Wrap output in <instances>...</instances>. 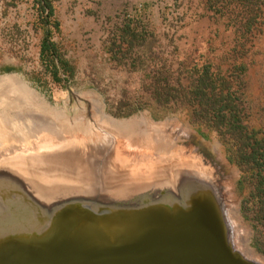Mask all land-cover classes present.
I'll return each instance as SVG.
<instances>
[{"label": "rangeland", "instance_id": "obj_1", "mask_svg": "<svg viewBox=\"0 0 264 264\" xmlns=\"http://www.w3.org/2000/svg\"><path fill=\"white\" fill-rule=\"evenodd\" d=\"M2 1L0 153L12 147L72 141L90 146L101 144L105 149H111V155L103 162L104 171L122 168L139 172L141 166L153 171L154 167L168 159L178 157V152L183 154L182 158L186 162L203 161L228 185L229 191L225 195L231 206H236L234 212L245 229L241 237L235 232L237 245L245 244L255 255L264 258V253L258 249L264 250V233L255 228L253 221L246 218L241 210V202L248 193L247 184L240 183L243 172L228 159L226 144L219 134L194 122L188 107L169 109L157 117L153 106H145L131 113L129 111L138 104L117 106L119 100H134L141 94L144 72L142 69L130 72L126 66L115 65L109 59L104 45L110 30L116 25L115 20L112 22L109 18H103L98 28V3L57 0L65 55L75 63V74L67 81L55 83L44 72L39 60V33L27 24L31 19L28 4L21 3L4 14ZM243 1L244 6L236 10L227 9V16L213 23L217 27L229 28L227 37L231 41L230 48L207 51L205 56L224 71L237 61L246 65L245 91L251 106L245 122L251 127L264 128V0ZM191 7L193 3L189 4ZM179 20L184 19H165L164 28L158 32L155 23H151L155 43L150 51L144 46L139 52L144 57H148L150 52L159 54L169 69L188 67L197 56L198 26L191 25V35L179 32L182 27ZM149 62L160 66L159 61ZM7 67L12 69L6 70ZM36 74L41 81L36 79ZM20 87L42 97V103L53 112L23 97ZM90 104L100 106L107 115L120 120L144 115L154 122L172 121L178 128L173 132H163L161 139L156 137L160 139L159 144H154L155 136L149 133L151 140L147 141V146L143 139H138L136 145L133 139L130 142L101 125Z\"/></svg>", "mask_w": 264, "mask_h": 264}, {"label": "water", "instance_id": "obj_2", "mask_svg": "<svg viewBox=\"0 0 264 264\" xmlns=\"http://www.w3.org/2000/svg\"><path fill=\"white\" fill-rule=\"evenodd\" d=\"M65 142L0 153V264H257L238 248L226 190L203 163L104 171L111 149ZM15 154L71 159L86 180L69 167L35 175Z\"/></svg>", "mask_w": 264, "mask_h": 264}, {"label": "trees", "instance_id": "obj_3", "mask_svg": "<svg viewBox=\"0 0 264 264\" xmlns=\"http://www.w3.org/2000/svg\"><path fill=\"white\" fill-rule=\"evenodd\" d=\"M24 2L28 4L31 17L27 24L39 33L38 56L44 72L55 83L73 78L75 63L65 55L57 0H3V13ZM142 14L141 11L125 13L110 30L104 45L115 65L126 66L130 72L140 69L144 72L141 94L134 100H119L117 106L138 104L130 113L153 106L157 117L169 109L190 108L191 119L215 130L226 144L228 159L242 170L240 183L245 182L248 187L241 202L242 213L264 233V128L251 127L245 122L251 106L245 91L246 65L237 61L224 71L205 56L207 51L227 48L224 30L206 37L188 67L169 69L165 59L154 52L144 57L139 50L147 46L150 51L156 39L144 23ZM149 60L153 63L159 61L160 66L152 65ZM38 74L36 79L41 81ZM258 249L264 253L263 249Z\"/></svg>", "mask_w": 264, "mask_h": 264}, {"label": "crops", "instance_id": "obj_4", "mask_svg": "<svg viewBox=\"0 0 264 264\" xmlns=\"http://www.w3.org/2000/svg\"><path fill=\"white\" fill-rule=\"evenodd\" d=\"M88 3H98V28L100 19L109 18L115 20V25L120 21L125 13L133 14L135 11L143 12L142 18L147 28H151V23H155L157 32L164 28L165 19H184L181 22L179 32L191 35V25L198 26V37L196 49L201 48L206 37L217 31L224 30L228 40L227 50L231 46L229 28L226 26L217 27L213 25L218 19H224L227 15L225 11L238 9L243 5V0H79ZM246 1V0H245ZM193 7L189 8V4ZM180 4V5H179ZM179 5V6H178ZM244 6V5H243ZM135 9V10H134ZM82 12H87L83 10ZM117 19V20H116ZM208 23H212L209 25ZM215 26V27H214ZM234 32V31H233ZM218 50V49H217Z\"/></svg>", "mask_w": 264, "mask_h": 264}, {"label": "bare ground", "instance_id": "obj_5", "mask_svg": "<svg viewBox=\"0 0 264 264\" xmlns=\"http://www.w3.org/2000/svg\"><path fill=\"white\" fill-rule=\"evenodd\" d=\"M23 97L25 98H29L32 101H34V103H36L39 107H41L44 110H48L49 112H53L51 111V109H48L43 103H42V97L38 96L34 91L28 90L24 87H20L19 88ZM92 107H94L95 109V113H96V117L98 122L101 125H104L107 129H109L112 133L116 134L119 137H124L127 140H132V142L136 145L138 142V139H143L145 142V146H147L148 142L151 140V137H149V133L153 134L155 136V141L156 143L154 144H159L160 143V139L161 136L163 134V132L165 133L166 131L169 130V132H173L176 130V128H178V125L172 121L169 120H165V121H159V122H154L151 121L150 119H148L146 116L144 115H140L139 118H132V119H125V120H120L117 118H113L109 115H107L103 109L98 106V105H92L90 104ZM183 133H186L185 130H182ZM135 135V136H134ZM132 136H134L132 138ZM141 137V138H139ZM156 137H160L156 138ZM65 142V141H64ZM72 141H66L65 143H68ZM63 143V142H62ZM28 147H30V145L28 146H24L23 150L24 152L27 151ZM13 148V147H12ZM10 148V149H12ZM9 149V150H10ZM8 151V150H7ZM183 154L178 152V157H173L172 160H176L178 161V164H180L179 161L183 160ZM12 160L18 165V166H25L26 170H35L38 173L35 175H40L44 174L41 172H44V169H64V168H70L72 171V174H74L75 176L78 177V179H80L81 181H85L86 180V175L78 170V165H73L74 162L71 161V159L68 158H64V159H57L56 161H53L54 164H44L43 162L41 163H37V162H28L26 160H24V156H18V155H14L12 156ZM169 161V159L167 160ZM203 163V169H206L207 171L211 172L213 171L212 168L209 166V164L204 163L203 161L201 162ZM67 171V170H66ZM82 173V175H81ZM222 184L227 191H229L228 185L227 183L225 184V181L222 180ZM189 186V189H186L185 187ZM191 186L192 183L191 182H187L184 183V189L181 191L182 193H189L191 190ZM191 194V192H190ZM226 203H227V210H228V217L230 220V223L232 225L233 230H235L236 233H238V236H243V233L245 232V229L240 221V219L236 216V212H234V210L236 211V206H231L232 203L229 202V199L226 198ZM109 230H111V228L109 227ZM238 248L240 249V251L243 253V256L245 259L248 260H252L255 261L257 264H264V258L258 255H255L254 252L249 249L245 244H239Z\"/></svg>", "mask_w": 264, "mask_h": 264}]
</instances>
